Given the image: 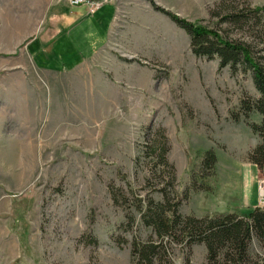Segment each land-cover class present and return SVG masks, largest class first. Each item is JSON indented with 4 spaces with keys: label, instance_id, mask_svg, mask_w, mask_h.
Segmentation results:
<instances>
[{
    "label": "rangeland",
    "instance_id": "obj_1",
    "mask_svg": "<svg viewBox=\"0 0 264 264\" xmlns=\"http://www.w3.org/2000/svg\"><path fill=\"white\" fill-rule=\"evenodd\" d=\"M220 1L111 0V30L88 72L51 79L26 72L13 83L7 71L29 65L18 57L23 46L0 56V264H134L132 242H157L139 210L148 199L162 201L159 189L170 192L147 150L160 137L182 217L264 206L262 173L247 158L257 143L248 124L260 117L244 119L238 109L240 100L258 97L249 74L230 76L216 58L193 56L187 35L153 9L247 39L246 30L219 26L210 14L233 3L262 7L264 0ZM10 2L21 7L11 14L44 24V10ZM9 84L15 94L24 86L21 104L4 100ZM209 150L215 167L201 172ZM199 174L208 177L207 192L192 189ZM161 242L154 264H206L201 244L187 250L171 237ZM257 251L252 242L249 252Z\"/></svg>",
    "mask_w": 264,
    "mask_h": 264
},
{
    "label": "trees",
    "instance_id": "obj_2",
    "mask_svg": "<svg viewBox=\"0 0 264 264\" xmlns=\"http://www.w3.org/2000/svg\"><path fill=\"white\" fill-rule=\"evenodd\" d=\"M234 2V0H231ZM224 1L219 2L222 6ZM154 10L167 17L177 28L188 37L189 49L193 56L203 57L206 60L217 59L218 69L227 68L230 76L249 74L253 88L258 97L254 100L242 99L239 101V112L244 117L255 113L260 121L248 124L257 143L247 155L248 161L257 171L262 173L264 181V6L238 7L234 3L223 12H211L217 19V25H226L234 30L247 31V39H228L218 32L208 29L198 23L188 22L177 16L167 13L157 7ZM233 120L237 115L233 114ZM149 149L161 168V174H166L168 181L166 188L159 189L162 201L154 203L148 199L139 210L143 226L150 228L157 242H132L131 255L134 264H154L158 260L162 249V238L171 237L187 250L194 244L203 245L206 253V264H264V206L254 207L245 214L226 213L196 219L182 217L178 213L179 200H175L174 173L165 159L168 150L164 137L153 141ZM216 158L212 151L202 154L199 169L213 171ZM168 171H165V170ZM207 176L193 175L191 186L193 190L207 192ZM171 193V195H170ZM183 194V200L186 199ZM113 198L114 194H113ZM255 242L258 251L249 252L250 245Z\"/></svg>",
    "mask_w": 264,
    "mask_h": 264
},
{
    "label": "crops",
    "instance_id": "obj_3",
    "mask_svg": "<svg viewBox=\"0 0 264 264\" xmlns=\"http://www.w3.org/2000/svg\"><path fill=\"white\" fill-rule=\"evenodd\" d=\"M28 1V10L34 13L44 10V24L41 18L26 19L25 16L11 14L9 9L21 7L13 6L10 0H0V56L15 54L22 45L23 50L18 57L29 63L28 66H17L7 71L13 83L26 72L44 75L48 79L83 73L85 69L88 72L87 64L107 42L115 17L113 3L87 15L83 7L70 8L61 0ZM51 58L57 62L56 67L49 62ZM23 87L19 84V92L15 94L12 92L15 87L4 85V100L16 97L21 104ZM49 90L52 96L54 88L50 87Z\"/></svg>",
    "mask_w": 264,
    "mask_h": 264
},
{
    "label": "built area",
    "instance_id": "obj_4",
    "mask_svg": "<svg viewBox=\"0 0 264 264\" xmlns=\"http://www.w3.org/2000/svg\"><path fill=\"white\" fill-rule=\"evenodd\" d=\"M68 7H83L87 15H92L103 6L111 4V0H62Z\"/></svg>",
    "mask_w": 264,
    "mask_h": 264
}]
</instances>
